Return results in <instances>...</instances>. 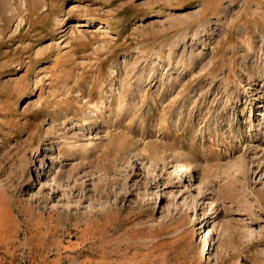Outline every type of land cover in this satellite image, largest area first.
<instances>
[{
	"label": "rangeland",
	"instance_id": "obj_1",
	"mask_svg": "<svg viewBox=\"0 0 264 264\" xmlns=\"http://www.w3.org/2000/svg\"><path fill=\"white\" fill-rule=\"evenodd\" d=\"M0 264H264V0H0Z\"/></svg>",
	"mask_w": 264,
	"mask_h": 264
},
{
	"label": "bare ground",
	"instance_id": "obj_2",
	"mask_svg": "<svg viewBox=\"0 0 264 264\" xmlns=\"http://www.w3.org/2000/svg\"><path fill=\"white\" fill-rule=\"evenodd\" d=\"M93 135H95V136H94L95 138L100 136V135H99V132H96V133H94ZM192 169H193V168H192L191 164L188 163V162H186L185 164H183V165L181 166L180 170L178 171V175L185 176L184 181H186V179H187L188 177H190V174H191V172H192ZM181 171H182V172H181ZM180 172H181V173H180Z\"/></svg>",
	"mask_w": 264,
	"mask_h": 264
}]
</instances>
